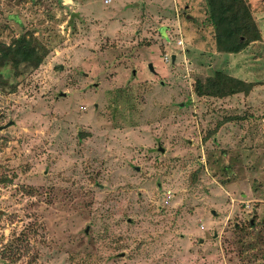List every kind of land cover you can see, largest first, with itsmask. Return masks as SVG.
Masks as SVG:
<instances>
[{"label": "rangeland", "instance_id": "obj_1", "mask_svg": "<svg viewBox=\"0 0 264 264\" xmlns=\"http://www.w3.org/2000/svg\"><path fill=\"white\" fill-rule=\"evenodd\" d=\"M245 2L259 38L223 53L205 0H0V41L44 52L0 69V264H264V0Z\"/></svg>", "mask_w": 264, "mask_h": 264}, {"label": "trees", "instance_id": "obj_2", "mask_svg": "<svg viewBox=\"0 0 264 264\" xmlns=\"http://www.w3.org/2000/svg\"><path fill=\"white\" fill-rule=\"evenodd\" d=\"M210 24L214 30L216 49L223 53H237L249 42L259 38L257 27L245 0H205ZM44 57L31 35L21 34L8 43L0 41V69L9 65L13 74L19 73L20 65L36 67ZM224 79L217 87L232 93L240 80ZM216 80H213L214 84ZM216 85V84H215ZM247 89V87H246ZM228 93V94H229Z\"/></svg>", "mask_w": 264, "mask_h": 264}, {"label": "water", "instance_id": "obj_3", "mask_svg": "<svg viewBox=\"0 0 264 264\" xmlns=\"http://www.w3.org/2000/svg\"><path fill=\"white\" fill-rule=\"evenodd\" d=\"M171 58H173V55L171 56ZM149 68L151 69V65L149 64Z\"/></svg>", "mask_w": 264, "mask_h": 264}]
</instances>
